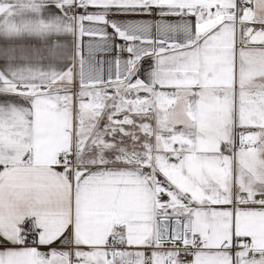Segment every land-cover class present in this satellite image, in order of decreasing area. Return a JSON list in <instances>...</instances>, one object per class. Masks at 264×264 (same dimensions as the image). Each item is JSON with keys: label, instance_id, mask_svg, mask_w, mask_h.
I'll return each mask as SVG.
<instances>
[{"label": "snow or ice", "instance_id": "obj_1", "mask_svg": "<svg viewBox=\"0 0 264 264\" xmlns=\"http://www.w3.org/2000/svg\"><path fill=\"white\" fill-rule=\"evenodd\" d=\"M0 264H264V0H0Z\"/></svg>", "mask_w": 264, "mask_h": 264}]
</instances>
